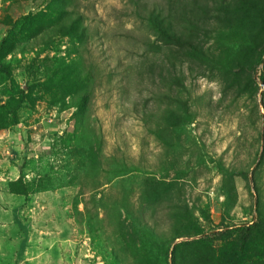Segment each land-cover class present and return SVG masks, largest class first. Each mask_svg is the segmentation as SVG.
<instances>
[{"label":"rangeland","instance_id":"rangeland-1","mask_svg":"<svg viewBox=\"0 0 264 264\" xmlns=\"http://www.w3.org/2000/svg\"><path fill=\"white\" fill-rule=\"evenodd\" d=\"M136 1L0 0V264H218L264 218V0H141L179 40Z\"/></svg>","mask_w":264,"mask_h":264},{"label":"trees","instance_id":"trees-1","mask_svg":"<svg viewBox=\"0 0 264 264\" xmlns=\"http://www.w3.org/2000/svg\"><path fill=\"white\" fill-rule=\"evenodd\" d=\"M137 6L144 13V20L148 21V23L155 29V31L164 37V39H173L179 40L177 37V33L173 30L172 20L169 15L165 13V9L161 4H154L149 7L147 3L139 0L136 1ZM237 21V19H235ZM231 22V21H230ZM255 19L251 21L253 25L255 23ZM249 26L248 18H242V21L239 19L238 24L234 25V29L231 32L230 36L235 38V40H241V36L243 37L242 43L255 44L257 36L252 33V30L246 29ZM250 34H246L245 31ZM193 46V45H190ZM195 51H201L197 47H192ZM263 52L260 54V58L258 60V64L262 62ZM251 69H254L255 66H250ZM3 72L9 76L10 72L8 68H3ZM261 79L264 82V68L260 74ZM167 125L172 131H180L185 126L181 127V123L179 117L177 115V111L175 109H169L167 114ZM234 233V241H232L225 251L220 253L216 259L218 264H247L252 259H259L264 261V251L258 250L255 247V236L259 239L261 244L264 245V218L258 219L254 223L250 225H244L240 227H234L232 230Z\"/></svg>","mask_w":264,"mask_h":264},{"label":"water","instance_id":"water-1","mask_svg":"<svg viewBox=\"0 0 264 264\" xmlns=\"http://www.w3.org/2000/svg\"><path fill=\"white\" fill-rule=\"evenodd\" d=\"M261 86H262V88H264V82H261Z\"/></svg>","mask_w":264,"mask_h":264}]
</instances>
